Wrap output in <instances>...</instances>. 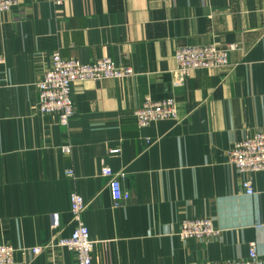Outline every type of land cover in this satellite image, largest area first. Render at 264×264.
Segmentation results:
<instances>
[{
	"label": "crops",
	"instance_id": "1",
	"mask_svg": "<svg viewBox=\"0 0 264 264\" xmlns=\"http://www.w3.org/2000/svg\"><path fill=\"white\" fill-rule=\"evenodd\" d=\"M210 44H235L227 66L175 70L176 48ZM53 50L82 63L109 57L132 74L75 84L62 126L36 111ZM0 56V244L46 246L16 251L14 264H76L55 245L74 226L72 192L85 203L92 264L243 259L252 242L264 258V172L228 162L236 141L264 134V0H22L0 12ZM146 97L173 98L177 119L138 127L133 111ZM104 166L123 173L130 197L119 206ZM198 217L218 235L180 239V222Z\"/></svg>",
	"mask_w": 264,
	"mask_h": 264
},
{
	"label": "built area",
	"instance_id": "2",
	"mask_svg": "<svg viewBox=\"0 0 264 264\" xmlns=\"http://www.w3.org/2000/svg\"><path fill=\"white\" fill-rule=\"evenodd\" d=\"M22 0H0V12L8 11L18 5ZM54 5H59L61 0H48ZM235 50V44L225 45H184L174 50L173 59L175 70L182 76L188 77L197 70L219 69L228 65V54ZM4 57L0 56V65ZM264 65V60L262 61ZM130 68L116 64L109 57H102L89 63H82L73 58L63 57L58 50L50 53L49 66L43 71L41 78L36 82L37 102L36 111L39 114H54L58 123L67 126L74 114V105L71 98L72 87L80 82L120 79L130 76ZM133 116L138 127H144L154 121L176 120L178 116L176 102L173 98L154 101L146 97L141 105L133 111ZM62 151L68 153L69 145L62 146ZM228 162L239 173L264 172V134L255 132L236 141L230 151ZM66 174L72 177L69 170ZM101 175L107 179V186L113 206H119L130 197L128 190L121 184L122 172H114L104 166ZM245 194H254L250 178H245L241 183ZM70 219L74 226L67 237L58 238L56 246L64 247L75 252L76 264H92L91 250L94 240L89 237L82 213L85 203L82 197L72 192L70 194ZM52 228L57 227L56 216L51 215ZM219 230L208 217L184 219L180 222L177 235L180 239H210L217 236ZM46 246L31 248H14L11 245L0 244V264H14V253H29L34 256ZM204 264H264V258L256 251L254 242L250 243L247 258L233 259L219 262H206Z\"/></svg>",
	"mask_w": 264,
	"mask_h": 264
}]
</instances>
